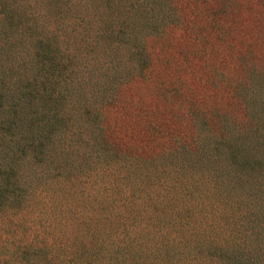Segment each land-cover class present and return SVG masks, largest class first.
I'll return each instance as SVG.
<instances>
[{
  "label": "trees",
  "instance_id": "16d2710c",
  "mask_svg": "<svg viewBox=\"0 0 264 264\" xmlns=\"http://www.w3.org/2000/svg\"><path fill=\"white\" fill-rule=\"evenodd\" d=\"M154 1L0 0V264H264V0L221 40L232 122L194 72L120 97L171 29Z\"/></svg>",
  "mask_w": 264,
  "mask_h": 264
},
{
  "label": "rangeland",
  "instance_id": "374dc122",
  "mask_svg": "<svg viewBox=\"0 0 264 264\" xmlns=\"http://www.w3.org/2000/svg\"><path fill=\"white\" fill-rule=\"evenodd\" d=\"M233 2L235 4H232ZM155 3L158 4L154 7L153 14L163 16L169 22L157 20L149 29L158 32L160 28L156 26L162 27L163 23H171V29L165 35H154L149 39L148 46L152 52L149 57L151 65L145 73L148 79L145 82L141 80L124 85L120 97L126 99L131 93L135 95L136 100L145 95L160 97L162 103L160 108H163V104L167 103L164 100L168 97L169 89L165 74L170 73L177 77L178 71H185L188 74L194 72L192 74L196 78L192 88L196 102L208 103L214 108H219L225 122L237 119V113L232 111V108H236L235 101L229 99L227 94L228 86L224 85V88L219 90L215 86L216 83H222L221 74L216 75L215 69L219 68L220 73L223 71L225 75V64L230 61L232 53L236 54L221 40L227 41L229 32H233V29H229L228 18L235 21L237 29H243L244 32L252 31L250 26H255V18L262 9L256 5L255 0H168L166 4L155 0L153 4ZM223 33L227 34L226 39L221 37ZM210 43L213 46L209 45ZM196 53L197 58L196 56L192 58ZM188 58H192L195 64H190ZM207 62H210L209 66L206 65ZM250 110L253 116L257 115L256 107H251ZM239 117L242 121L241 114Z\"/></svg>",
  "mask_w": 264,
  "mask_h": 264
}]
</instances>
